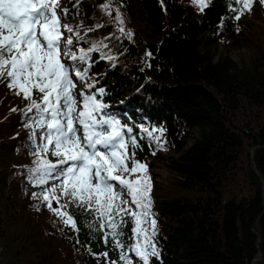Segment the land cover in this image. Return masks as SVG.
<instances>
[{"label":"trees","instance_id":"obj_1","mask_svg":"<svg viewBox=\"0 0 264 264\" xmlns=\"http://www.w3.org/2000/svg\"><path fill=\"white\" fill-rule=\"evenodd\" d=\"M58 3L69 10L59 13L61 24L83 37L75 42L74 36L72 52L107 45L88 52L86 63H75L91 65L87 76L98 82L95 89L105 90L104 112L133 127L141 144L137 159L149 165L169 153L166 167L182 193L162 202L154 194L160 257L151 264H264V36L249 32L255 16L264 21L261 0H253L239 20L229 13L228 0H212L203 13L191 0H111L110 12L102 8L109 0ZM121 7L129 15L120 10L130 38L114 19ZM256 47L260 54L246 64L231 58L235 50L253 53ZM27 103L0 84V238L6 242L9 235L19 247L10 264H99L89 247L117 259L87 228H65L33 197L42 189L27 179L34 159L26 147L29 130L11 111ZM141 125L162 127L163 147L142 136ZM124 219L131 233L134 223Z\"/></svg>","mask_w":264,"mask_h":264},{"label":"snow or ice","instance_id":"obj_2","mask_svg":"<svg viewBox=\"0 0 264 264\" xmlns=\"http://www.w3.org/2000/svg\"><path fill=\"white\" fill-rule=\"evenodd\" d=\"M211 2L191 0L201 13ZM110 3L102 5L105 12H110ZM252 4L253 0H228V11L239 20L243 12L251 11ZM61 11L67 15L69 10H61L58 0H0V84L28 101L24 108L11 111L20 113L23 127L29 130L26 147L34 159L27 179L42 189L32 195L65 228L73 232L87 228L92 239L118 253L113 260L109 251L93 253L89 247L99 264H134L133 256L142 264H151V258L158 259L160 251L151 212V177L147 163L136 155L141 144L133 135V127L104 112L109 106L103 102V88L87 85L95 89L92 94L83 90L77 93L73 80V75L84 79L91 67L89 64L80 71L75 62L86 63L88 52L107 45H93L87 52L81 48L79 55L72 52L74 36L75 42L83 37L71 26L61 24ZM114 19L119 31L130 38L120 8L115 9ZM66 33L69 35L64 39ZM139 128L160 144L162 127ZM156 132L160 135H154ZM125 217L135 225L131 233L125 231ZM149 221L150 227H146Z\"/></svg>","mask_w":264,"mask_h":264},{"label":"rangeland","instance_id":"obj_3","mask_svg":"<svg viewBox=\"0 0 264 264\" xmlns=\"http://www.w3.org/2000/svg\"><path fill=\"white\" fill-rule=\"evenodd\" d=\"M120 10H123V13H126V11H125L126 9H124L123 7H121ZM127 16L129 17L128 14H127ZM255 17L256 18L253 19V23L251 24L249 32L255 31V32H257V34H260L263 37L264 36V21L261 20V18H257L258 16H255ZM65 36H64V38H65ZM263 39H264V37H263ZM61 46L63 47V44ZM261 48L264 51V46H262ZM218 52L223 53L224 52L223 48L219 47ZM257 53L260 54V48H258V47L255 48L253 53L251 50L244 48V49L238 50V51L235 50V51L231 52L230 55H231L232 60L237 62L238 64H241V63L246 64L250 61L251 58H253V57L255 58V55H257ZM83 68L80 69V67H79V70L83 71L84 70ZM73 80L76 83V90H81V89H77V88H80L83 86H84V88H87V87H85V84L95 85V87L98 86V82H91V78H89L87 75L82 80L77 79L73 75ZM77 82H78V84H77ZM88 94H90V93H88ZM142 122L144 123V121H142ZM143 135H145V134L142 133V136ZM147 139H149V138H147ZM168 154L169 153H167V152H163L162 155H160V157H157V158L154 157V158L148 160L149 165L147 168V172L151 177L152 187H151L150 195H151L152 200L154 198V194H155L157 200H160V202H162L161 200L166 195L182 193V191H180L177 188V184H176V180H175L174 176L169 172V170L166 167V163H165L164 159L167 157ZM250 158H252V152H250ZM154 210H155V205H153V203H152L151 212L153 213ZM154 218H155V216H154ZM145 226L150 227V221H149V224L145 225ZM5 238H6L5 240H7L6 242H3L0 238V264H10V262L12 263L13 259L16 258L15 255L18 254V252H16V251L19 249L18 245L15 244L14 242H12V238L11 239L9 238V235L5 236ZM132 242H134V239ZM51 244H53V243H51ZM156 246H157V242H156ZM135 259L138 261V258H135ZM257 260L258 259L254 260L253 264H255V262ZM140 263L142 264V262H140Z\"/></svg>","mask_w":264,"mask_h":264}]
</instances>
